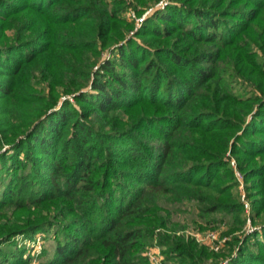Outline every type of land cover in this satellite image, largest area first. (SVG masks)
Returning a JSON list of instances; mask_svg holds the SVG:
<instances>
[{
  "label": "trees",
  "instance_id": "16d2710c",
  "mask_svg": "<svg viewBox=\"0 0 264 264\" xmlns=\"http://www.w3.org/2000/svg\"><path fill=\"white\" fill-rule=\"evenodd\" d=\"M159 1L0 0V264L52 230L42 264H148L156 237L175 264L218 260L169 229L184 203L230 215V264H264V0L122 17Z\"/></svg>",
  "mask_w": 264,
  "mask_h": 264
},
{
  "label": "rangeland",
  "instance_id": "374dc122",
  "mask_svg": "<svg viewBox=\"0 0 264 264\" xmlns=\"http://www.w3.org/2000/svg\"><path fill=\"white\" fill-rule=\"evenodd\" d=\"M131 1V0H130ZM161 1H167L164 7L158 8ZM172 2V0H160L157 4L150 5L144 9L136 3L132 4L123 12L122 17L127 21L135 25V29H141L144 25L148 16L152 15L156 10H165L166 7ZM144 9L142 13L141 9ZM148 14V15H147ZM147 15L144 23L137 26L138 18ZM11 35V31L8 32ZM131 34V33H130ZM135 35V34H132ZM110 57L109 53L104 54V58ZM5 150V149H4ZM238 170V169H237ZM244 192L247 195L246 200L248 201L250 207L247 209L245 207L244 214L247 218V224L245 227L246 233H253L256 231L257 226L252 220V198L248 195L244 184ZM242 188L238 189L241 196L242 202L245 201L242 198ZM165 206L171 210L170 215L171 224L169 225L170 230L178 229L176 231L177 236H184L187 241H194L196 244L202 247H206L208 251L212 254H220L219 259L211 257L205 264H230L229 259L223 256V253L228 250V241L231 240L230 236L225 235V231L229 228V221L231 220L230 215L225 213H216L212 215V218L216 219V222L212 224H206L203 219L198 216V210L194 204L184 203V204H165ZM184 227L181 229V227ZM180 227V229H179ZM166 230V229H165ZM166 232V231H165ZM54 230L50 232H38L33 235V237H25L24 235H17L14 237L11 243L15 245L11 246L9 244L4 245L5 250H14L15 247L19 249H24V258L31 257L30 264H42L54 255L56 241ZM240 237L243 235L242 232L238 234ZM215 236V237H213ZM157 237L155 238L154 244L148 246L142 253L147 258L148 264H175V259L170 258V256L165 253L168 249L165 246L158 244ZM250 247L253 248V239L248 243ZM218 247V249H216ZM10 249V250H9ZM46 249V254L42 255V251ZM238 249V248H237ZM153 251V253H152ZM150 253L154 258L149 257Z\"/></svg>",
  "mask_w": 264,
  "mask_h": 264
},
{
  "label": "built area",
  "instance_id": "2783aa9c",
  "mask_svg": "<svg viewBox=\"0 0 264 264\" xmlns=\"http://www.w3.org/2000/svg\"><path fill=\"white\" fill-rule=\"evenodd\" d=\"M165 4H167V1L165 2V1H161L160 3H159V5H158V8H160V7H164V5ZM148 15V14H147ZM147 15H144V16H142V17H140V18H138V21H137V26H140L142 23H144V21H145V19H146V16ZM137 30V29H136ZM232 164H233V166H235L236 167V161L233 159L232 160ZM237 170V169H236ZM237 176H238V178H239V180L241 181V190H242V198H243V200L245 201V206H246V208L247 209H249V207H250V205H249V203H248V201L246 200V198H247V195L245 194V192H244V177H243V174L240 172V171H238L237 170ZM213 237H215V236H213ZM216 249H218V247H216ZM152 253H153V251H152ZM151 253H150V255H148L149 257H151ZM151 258H154L153 257V255H152V257Z\"/></svg>",
  "mask_w": 264,
  "mask_h": 264
}]
</instances>
